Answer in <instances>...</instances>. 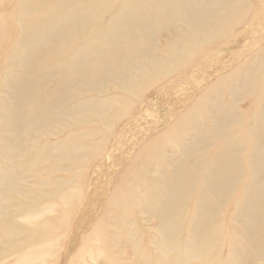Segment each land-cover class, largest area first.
Here are the masks:
<instances>
[{
  "label": "bare ground",
  "instance_id": "6f19581e",
  "mask_svg": "<svg viewBox=\"0 0 264 264\" xmlns=\"http://www.w3.org/2000/svg\"><path fill=\"white\" fill-rule=\"evenodd\" d=\"M0 264H264V0H0Z\"/></svg>",
  "mask_w": 264,
  "mask_h": 264
},
{
  "label": "rangeland",
  "instance_id": "374dc122",
  "mask_svg": "<svg viewBox=\"0 0 264 264\" xmlns=\"http://www.w3.org/2000/svg\"><path fill=\"white\" fill-rule=\"evenodd\" d=\"M214 81V80H213ZM116 171L118 170V167L115 169Z\"/></svg>",
  "mask_w": 264,
  "mask_h": 264
}]
</instances>
